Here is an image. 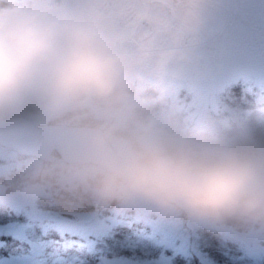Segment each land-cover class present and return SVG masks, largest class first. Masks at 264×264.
Here are the masks:
<instances>
[{
  "label": "clouds",
  "instance_id": "obj_1",
  "mask_svg": "<svg viewBox=\"0 0 264 264\" xmlns=\"http://www.w3.org/2000/svg\"><path fill=\"white\" fill-rule=\"evenodd\" d=\"M119 17L144 26L133 51L115 39ZM197 27L194 0H0V115L34 101L69 125L62 157L33 174L98 206L264 235V143L176 128L131 87L141 71L179 74Z\"/></svg>",
  "mask_w": 264,
  "mask_h": 264
},
{
  "label": "rangeland",
  "instance_id": "obj_2",
  "mask_svg": "<svg viewBox=\"0 0 264 264\" xmlns=\"http://www.w3.org/2000/svg\"><path fill=\"white\" fill-rule=\"evenodd\" d=\"M194 3L198 27L181 46L184 59L179 74L160 81L141 71L132 78L131 87L152 113L176 128L240 140V134L251 133L250 114L264 113V0ZM143 28L136 24L134 37L116 40L133 51ZM238 85L248 96L245 109L231 108L228 103L230 90ZM24 114L35 124L49 119L39 105ZM252 119L257 126L262 118ZM38 163L48 164L36 157L21 158L14 148L0 146V264H92L93 257L99 259L93 264H172L165 249L186 259L196 256L201 264H223L204 252L202 238L207 230L240 249L241 256H230L232 263L239 264L241 258L250 261L244 264L263 263L264 235H250L245 226L239 231L226 225V231L220 232L166 221L147 211L98 206L81 196L78 205L88 202L94 208L71 207L74 198H68L79 194L54 174L35 176ZM68 206L74 209H63ZM69 210H95L96 215L87 223L57 218L58 212ZM130 227L134 228L131 234L121 232ZM46 234L62 239H41ZM3 236L13 237L18 244ZM81 252L95 255L84 260Z\"/></svg>",
  "mask_w": 264,
  "mask_h": 264
},
{
  "label": "trees",
  "instance_id": "obj_3",
  "mask_svg": "<svg viewBox=\"0 0 264 264\" xmlns=\"http://www.w3.org/2000/svg\"><path fill=\"white\" fill-rule=\"evenodd\" d=\"M242 91H243V89L240 85L232 87V89L230 90L231 100L228 101V103L231 105V108L235 107L237 109L238 108L239 109H245L246 107L249 106L247 104V103H249L247 100L248 96L244 95L242 93ZM37 108H38V104L36 102L29 101V102H26L25 104H23L19 109H17L15 112H13L11 114H8L6 116L0 115V119L12 118V117H25L24 111H33L34 112V111H36ZM257 115L260 116L262 119L260 120V124L256 126L255 120L252 119V117L254 118ZM46 124H53V123L50 121V119H48L46 121ZM248 126L251 128V133L250 134H245V133L240 134L239 135L240 140H242V141L243 140H255L257 142L264 143V113L260 112V111L259 112L258 111L252 112V114H250V116H249ZM20 157L26 158L24 156H20ZM43 163L49 164V162H43ZM71 198H74V200H72ZM61 199L63 200V199H65V197H62ZM68 199H71V201L73 202V205H71V204H69V205L71 207L73 206L74 208L76 207V209H87L88 210V209L94 208L93 206H89L88 202H82L83 203L82 205L81 204L78 205V203H76V201H78V199H80V195H77L76 197H69ZM70 206L64 207L63 209H74V208H71ZM226 225L234 227L235 229H237L239 231L244 228V225H242L238 222H235V221H229V222H227ZM139 226L141 227V225H139ZM132 229H134V228H131V227L126 228V229H123L121 232L131 234ZM50 236H52L54 238H58L56 235H53V234H51ZM115 237L118 238L117 236H115ZM3 238L9 240L10 242H12L14 244H18V241L13 240L12 237H10V236H3ZM119 239L125 240L122 235H120ZM202 239H203L204 252L208 253L209 256L211 258H213L218 263L234 264L230 261L232 255L241 256V254H242V253H240V249L238 247H236L233 243H231L230 241H226V240L221 239L218 234H216L215 232H212L210 230H207L204 232ZM138 248H136V249H138ZM136 251H138V250H136ZM224 251H226L227 254H225ZM106 252L108 253L109 251L106 250ZM164 253L166 255H168L169 257H171V263L172 264H201L199 261V258L196 256H193V257L186 259V258H183L179 254L174 255L172 253V251H170L169 249H165ZM94 255L95 254H93V253H92V255L87 254V253H84L82 255V252L80 254V256L84 260H87V259H89V256H94ZM241 259L242 260L240 261L239 264L250 263V261H248L245 258H241ZM92 260L94 263L96 262V260L99 261L98 258H94V257L92 258ZM93 262H92V264H93ZM262 264H264V260H263Z\"/></svg>",
  "mask_w": 264,
  "mask_h": 264
},
{
  "label": "water",
  "instance_id": "obj_4",
  "mask_svg": "<svg viewBox=\"0 0 264 264\" xmlns=\"http://www.w3.org/2000/svg\"><path fill=\"white\" fill-rule=\"evenodd\" d=\"M63 126H35L34 122L15 117L0 120V146L13 147L21 155L37 156L40 159L51 161L53 153L62 157L68 144L66 130ZM96 211H62L58 217L72 222H90Z\"/></svg>",
  "mask_w": 264,
  "mask_h": 264
},
{
  "label": "flooded vegetation",
  "instance_id": "obj_5",
  "mask_svg": "<svg viewBox=\"0 0 264 264\" xmlns=\"http://www.w3.org/2000/svg\"><path fill=\"white\" fill-rule=\"evenodd\" d=\"M103 3L115 7L120 3L130 2V0H102ZM136 24L131 21V19L127 17H119L116 20V31H115V39H119L123 41L125 37L135 36L134 28ZM127 33V34H126ZM132 33V34H131ZM126 34V35H125Z\"/></svg>",
  "mask_w": 264,
  "mask_h": 264
}]
</instances>
